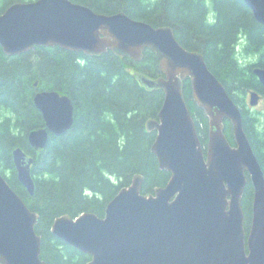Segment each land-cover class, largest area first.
<instances>
[{
	"label": "water",
	"instance_id": "obj_1",
	"mask_svg": "<svg viewBox=\"0 0 264 264\" xmlns=\"http://www.w3.org/2000/svg\"><path fill=\"white\" fill-rule=\"evenodd\" d=\"M264 26V0H239ZM0 47L19 56L36 47H59L86 56L107 52L140 62L145 51L158 60V78L133 72L149 92L164 93L156 119L145 123L155 132L151 147L158 167L170 178L153 194L143 195V177L135 175L107 204L104 216L82 213L54 219L50 232L90 257L86 264H264V172L242 124V113L204 56L184 49L170 27H152L120 12L105 15L70 0L14 3L0 14ZM252 74L264 87V68ZM191 99L208 119L202 145L188 109ZM37 87V83H34ZM254 108L260 95L249 93ZM34 107L45 127L27 137L35 152L45 149L49 135L60 137L74 124L71 100L57 91H35ZM232 128L233 144L224 134ZM18 182L34 196L33 157L20 147L12 151ZM253 195L248 233L242 200L247 183ZM32 212L0 174V264H46Z\"/></svg>",
	"mask_w": 264,
	"mask_h": 264
},
{
	"label": "trees",
	"instance_id": "obj_2",
	"mask_svg": "<svg viewBox=\"0 0 264 264\" xmlns=\"http://www.w3.org/2000/svg\"><path fill=\"white\" fill-rule=\"evenodd\" d=\"M33 0H0V13L14 3ZM105 15L124 13L152 27H170L178 43L204 56L212 74L240 108L244 132L264 172V110L249 109L251 91L264 99V87L252 74L264 68V26L239 0H70ZM213 22L208 23L209 13ZM246 38L244 51L257 56L255 63L241 67L233 59L237 37ZM160 76L154 53L145 51L140 62L122 59L112 52L86 56L59 47L42 48L19 56H7L0 47V174L27 207L38 214L36 234L41 238L40 257L46 264H86L90 257L56 239L50 232L55 218L82 213L104 216L107 204L135 175L143 177L141 193L153 194L164 187L170 174L161 171L151 152L155 132L145 123L156 119L164 93L145 90L132 76ZM37 83V87H34ZM57 91L73 105L74 124L64 135H49L44 150L28 144L32 130L44 128L34 107L35 91ZM188 109L205 145L208 119L191 99L190 84L184 83ZM12 114L4 118L3 112ZM224 134L233 144L232 128ZM20 147L33 157L31 176L34 196L18 182L12 151ZM253 190L248 182L242 200L244 227L251 221ZM245 228V230H246Z\"/></svg>",
	"mask_w": 264,
	"mask_h": 264
},
{
	"label": "clouds",
	"instance_id": "obj_3",
	"mask_svg": "<svg viewBox=\"0 0 264 264\" xmlns=\"http://www.w3.org/2000/svg\"><path fill=\"white\" fill-rule=\"evenodd\" d=\"M208 23L213 22V14L210 12L207 17ZM233 47V59L241 66L244 67L245 65L255 63L257 60V56L251 53H246L244 51L246 47V38L241 33L237 37L236 43L232 46ZM12 114L8 111L3 112L4 118H11ZM257 133H264V124H258L256 126Z\"/></svg>",
	"mask_w": 264,
	"mask_h": 264
},
{
	"label": "rangeland",
	"instance_id": "obj_4",
	"mask_svg": "<svg viewBox=\"0 0 264 264\" xmlns=\"http://www.w3.org/2000/svg\"><path fill=\"white\" fill-rule=\"evenodd\" d=\"M248 102H249V96L247 97V100H246V105H247V107H248L249 109H255V110H257V111H262V110H264V99H260L258 105H257L256 107H254V108H251V107L249 106ZM245 228H246V226H245ZM248 230H249V228H248ZM248 230H247V228H246V233H248Z\"/></svg>",
	"mask_w": 264,
	"mask_h": 264
},
{
	"label": "flooded vegetation",
	"instance_id": "obj_5",
	"mask_svg": "<svg viewBox=\"0 0 264 264\" xmlns=\"http://www.w3.org/2000/svg\"><path fill=\"white\" fill-rule=\"evenodd\" d=\"M33 1H36V0H33ZM33 1H31V2H33ZM29 3V2H28ZM1 14V13H0ZM246 231V230H245Z\"/></svg>",
	"mask_w": 264,
	"mask_h": 264
}]
</instances>
